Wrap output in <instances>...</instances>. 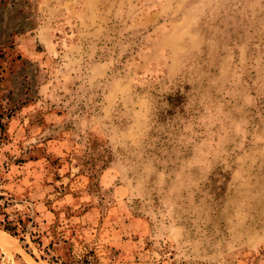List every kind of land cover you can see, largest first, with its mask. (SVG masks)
Returning <instances> with one entry per match:
<instances>
[{
  "label": "rangeland",
  "instance_id": "1",
  "mask_svg": "<svg viewBox=\"0 0 264 264\" xmlns=\"http://www.w3.org/2000/svg\"><path fill=\"white\" fill-rule=\"evenodd\" d=\"M0 193L57 255L264 264V0H0Z\"/></svg>",
  "mask_w": 264,
  "mask_h": 264
},
{
  "label": "trees",
  "instance_id": "2",
  "mask_svg": "<svg viewBox=\"0 0 264 264\" xmlns=\"http://www.w3.org/2000/svg\"><path fill=\"white\" fill-rule=\"evenodd\" d=\"M9 205H11V197L0 193V227L13 236H19L21 241H25L24 237L28 235L31 241L37 245L42 256H50L51 264H98L95 259L89 257V253L75 255L70 251L66 256L57 255V249L54 246L61 242L65 243L60 238L50 241L47 246L41 248L40 234L30 230V228L35 226L32 218L28 214L19 211L14 212L13 216H11L6 211Z\"/></svg>",
  "mask_w": 264,
  "mask_h": 264
}]
</instances>
